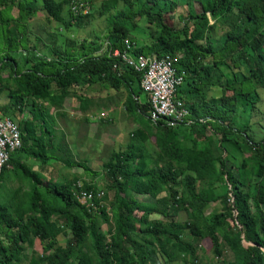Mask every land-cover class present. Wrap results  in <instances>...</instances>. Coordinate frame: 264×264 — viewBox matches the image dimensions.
<instances>
[{"label":"trees","instance_id":"1","mask_svg":"<svg viewBox=\"0 0 264 264\" xmlns=\"http://www.w3.org/2000/svg\"><path fill=\"white\" fill-rule=\"evenodd\" d=\"M73 1L0 0V96L9 102L0 112L23 143L0 175V264H23L30 251V264H203L205 242L213 254L205 264H264V0H112L78 17ZM121 2L105 40L68 47L67 56L33 44L40 12L68 30ZM127 41L135 58L173 63L183 124L150 120L148 100L139 102L143 76L113 56ZM96 86L118 97L138 127L94 171L55 124L71 99L83 114L117 105L96 103ZM53 165L90 182L43 177Z\"/></svg>","mask_w":264,"mask_h":264},{"label":"rangeland","instance_id":"2","mask_svg":"<svg viewBox=\"0 0 264 264\" xmlns=\"http://www.w3.org/2000/svg\"><path fill=\"white\" fill-rule=\"evenodd\" d=\"M111 1L112 0H91V7H94V10L97 11L103 7L104 3ZM197 7L196 11L201 12V8L199 6ZM122 8H124V5L121 2L117 10H112L110 13L102 17L97 15L96 18L91 19L85 27L80 28L73 26L68 30L63 28L60 29L61 26L57 22L48 23L45 14L40 12L31 23V31L34 39L33 44L38 46L41 54H49L50 51H52V48H58L57 50L61 54L67 56L68 47L73 48V50H81L83 43L90 45L94 41L98 40L99 37L105 40V37L110 33L109 18L117 15L118 11H121ZM180 15L186 16V10H181ZM65 18H70L69 12L67 11H65ZM176 23L177 26H180L179 22L176 21ZM139 35L143 39L146 38V34L144 33H140ZM18 59L20 60L21 58L19 57ZM90 95L95 99L96 103H99V105H105L109 99L113 104L117 102V105L109 106V108H103L102 110H99V107L91 108L88 113L83 114L80 112V100L71 99L65 106L64 112L66 113V117H59L56 120L55 128L64 129L65 133L68 134V141L71 143L72 152H75L76 156L80 157V160H86L83 162H87V165L90 166L91 170H94L95 167L98 166L97 164H103L106 160V149L111 147L115 151H118L120 150L119 146H126L130 133L134 129H137L138 125L136 126V124H134V120L128 116L121 105V100H118V97L111 94L110 90H105L102 89L101 86H96L93 88ZM110 95H112L111 98ZM139 102L142 105L147 103V97L145 94L141 95ZM8 103L7 94L1 95L0 106L7 105ZM111 107H115L116 110ZM54 112H56V110H54ZM92 114L97 119L99 118L103 120L105 125L100 128L97 127L96 129L92 128L89 132V125L85 122L84 118L85 116H92ZM237 122L242 124L246 122V118L242 114H239ZM145 125L149 126V123L145 122ZM96 132L99 134L95 137ZM100 136H102V138H99ZM147 147L149 152L153 156H156L157 153L153 143H149ZM52 167L54 168L50 170V174L44 173L43 177L56 179L61 176V179H71V176L79 175L80 178L83 177L81 179L82 182H90V177L82 176V172L69 171L63 169L59 165H53ZM35 169L37 170L38 168L35 167ZM95 181L98 183L99 188H103L100 178ZM13 186L14 184L10 185V187ZM141 200L150 201L148 197H141ZM185 219L186 216L182 213L179 220L184 221ZM60 242L63 245L65 244V240H61ZM34 251L37 253L42 252V248L39 243H36ZM31 254L32 252L30 251L27 255V259L23 261V264H30L32 258ZM212 258L213 254L210 249V244L208 242L203 243L200 248V262L205 264L211 261Z\"/></svg>","mask_w":264,"mask_h":264},{"label":"built area","instance_id":"3","mask_svg":"<svg viewBox=\"0 0 264 264\" xmlns=\"http://www.w3.org/2000/svg\"><path fill=\"white\" fill-rule=\"evenodd\" d=\"M69 8L76 17L88 16L92 12L91 4L87 1L75 0ZM126 43L128 50L117 51L113 56L121 57L129 68L143 76L140 86L148 100L150 120L155 124L164 122L171 127L183 124L188 110L182 102L175 100L176 91L182 85L183 79L174 71L173 63L170 60L135 58L131 55V42ZM22 145V134L18 126L0 112V175L11 156ZM81 198L86 203L92 199V195L82 194Z\"/></svg>","mask_w":264,"mask_h":264},{"label":"crops","instance_id":"4","mask_svg":"<svg viewBox=\"0 0 264 264\" xmlns=\"http://www.w3.org/2000/svg\"><path fill=\"white\" fill-rule=\"evenodd\" d=\"M111 108H114L115 109V107H111ZM103 109V107H101V108H99V110H102ZM55 110V109H54ZM54 110H53V114L55 115L56 113H57V111L56 112H54ZM116 110V109H115ZM101 118V117H100ZM58 119V118H57ZM84 120H85V122H86V120H88L89 122H90V124H89V132L91 131L90 129H92V128H94V129H96L97 127L98 128H100L101 126V124L103 123V121L101 120V119H97L96 117H94V115L92 114V116L91 115H89V116H85V118H84ZM138 127V126H137ZM61 129H63V128H61ZM96 134H97V132H96ZM67 136V138H68V134L66 135ZM96 136V135H95ZM101 138H102V136H101ZM128 139H129V137H128ZM128 139H127V141H128ZM68 143H69V141H68ZM71 143H69V145H70ZM70 147H71V145H70ZM125 146H119V149H121V148H124ZM72 150V149H71ZM75 153V152H74ZM76 155V154H75ZM98 166H96V167H98V169L100 170L101 169V164H97Z\"/></svg>","mask_w":264,"mask_h":264},{"label":"bare ground","instance_id":"5","mask_svg":"<svg viewBox=\"0 0 264 264\" xmlns=\"http://www.w3.org/2000/svg\"><path fill=\"white\" fill-rule=\"evenodd\" d=\"M109 51V50H108ZM91 106V105H90ZM15 184V183H14Z\"/></svg>","mask_w":264,"mask_h":264}]
</instances>
